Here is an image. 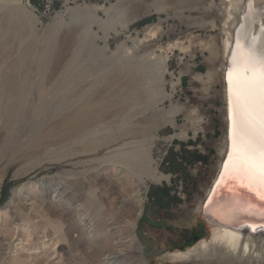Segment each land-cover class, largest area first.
<instances>
[{"label":"rangeland","instance_id":"obj_1","mask_svg":"<svg viewBox=\"0 0 264 264\" xmlns=\"http://www.w3.org/2000/svg\"><path fill=\"white\" fill-rule=\"evenodd\" d=\"M4 1L0 264H18L20 254L22 264H138L134 253L105 258L132 235L145 264H203L165 254L210 236L197 205L225 144L227 0ZM88 6L101 8L94 15L71 11ZM148 29L156 32L144 39ZM136 38L144 41L134 49ZM158 54L166 56L164 66L131 78L128 64L146 65ZM86 99L98 117L76 112ZM153 172L168 179L154 181ZM56 184L66 185L67 207L53 202ZM20 187L25 203L13 199ZM160 189L169 195L162 206L149 195Z\"/></svg>","mask_w":264,"mask_h":264},{"label":"bare ground","instance_id":"obj_2","mask_svg":"<svg viewBox=\"0 0 264 264\" xmlns=\"http://www.w3.org/2000/svg\"><path fill=\"white\" fill-rule=\"evenodd\" d=\"M4 2H6V0ZM113 4L105 8L104 11H109L110 9H112L114 6ZM100 8H101L100 6H88L84 9H77V10L71 9V11L74 13H86L88 11L94 15L96 11ZM263 9H264V5L262 6L256 5V0H227L226 17L224 20L226 37L223 42L224 63L222 70V77L224 82L223 83L224 95L226 102L225 144L222 150V156L219 162L217 174L214 176V179L210 184L203 200L201 201V203L197 205V210L200 212V214H202L203 202L207 194L209 193L212 184L215 181L216 182L212 189L211 197L217 190V187L220 184L225 183L227 185V188L223 192L226 194L236 192L238 190V187H240L246 190L244 192L249 193V195L251 194L254 197L253 202H255V204L251 203L253 204L252 206L250 205L249 202L247 204L248 208H250L251 206L252 208L254 207L261 209L262 205H264L261 203L262 201L259 199L257 192L250 191L249 188L244 184H242L238 178H236L235 176L233 177L222 176V174L225 172V162L227 161L229 163H232V161H229V152L233 153L234 160L237 158L236 149L233 147L234 124L237 129H239L241 125L246 124L253 130H255L258 134L264 136V19H262V15H261ZM154 32L156 31L152 29H148L147 32L148 34L143 35L144 39L147 37V35L153 36V34H155ZM143 41L144 40L142 38L134 39V43L132 47H134V49L137 48ZM178 45L180 46L181 49L184 48L179 43ZM149 57L151 58V56ZM165 57L158 54L156 55L155 61H152L150 60V58H147L148 62L146 63V65L144 63H140V65L138 63H135V65L134 63L130 65L128 64L129 69H131L132 71L131 78L134 79L135 77H137V73L141 69H144V67H150L155 64L159 68L160 65L164 66ZM213 73L214 72H208L206 77L208 79H211ZM197 78L200 79L201 77H197ZM21 92H22L21 90H16V95L19 96ZM94 106L95 105L91 104L90 100L86 99L84 103L77 109L76 112L80 113V115L85 116L86 120L94 119L98 117V115L100 114L99 112L96 113L92 112V108ZM177 110H179V108L171 111L172 117L174 116V113ZM181 134H184V132H181ZM237 135L238 137L241 136L239 132L237 133ZM150 177L154 181L168 179L166 175L156 174L154 172L150 175ZM21 191H22V187L18 188L15 192H13L12 193L13 199L14 200L21 199V201L25 203L26 197ZM53 192L55 193L53 202L56 204V206L59 208L67 207L65 206V204L67 203L66 194L68 192L66 189V185L56 184V186L53 189ZM141 211H142V206L139 204L135 218L131 222H129L132 229H135L136 220L139 218ZM111 223L112 225L110 226V229H116L114 223L113 222ZM17 225L18 224L16 223L13 228L14 230L17 228ZM10 232H13V230ZM8 235L9 234H7V236ZM45 236L47 235L44 236L42 235L43 239L45 238ZM23 238H25L26 240V237ZM129 241L130 242L124 244L123 247L108 252L105 255L107 261H111V262L120 261L125 256L129 254L132 255L134 253L137 256L138 264H145L146 261L142 257V252H143L142 246L137 241L136 236L132 235ZM3 250L4 248H2V251ZM20 255L18 256L17 259L19 260V262L17 261L18 264H22L21 261L23 258L20 261L19 259V257H21ZM165 258L171 261L194 262V263H203V264L206 263L235 264V260L243 261L244 259L246 260V262L250 264H255L254 259H256L255 260L257 261L256 264H264V225L261 228H256L254 224L250 225V223H248L247 226H239V227H231L225 224H213L211 225L209 238L201 239L198 242H196L194 245L189 246L184 250L168 251L165 254ZM23 261L26 262L27 260L26 261L23 260Z\"/></svg>","mask_w":264,"mask_h":264},{"label":"snow or ice","instance_id":"obj_3","mask_svg":"<svg viewBox=\"0 0 264 264\" xmlns=\"http://www.w3.org/2000/svg\"><path fill=\"white\" fill-rule=\"evenodd\" d=\"M241 136L238 137L237 133ZM233 147L236 149V159L229 152V161L225 162L223 177L238 178L250 191H256L259 199L264 201V136L255 130L241 125L239 129L234 124ZM261 210L264 211V205Z\"/></svg>","mask_w":264,"mask_h":264},{"label":"water","instance_id":"obj_4","mask_svg":"<svg viewBox=\"0 0 264 264\" xmlns=\"http://www.w3.org/2000/svg\"><path fill=\"white\" fill-rule=\"evenodd\" d=\"M215 182L212 184L202 206L201 215L205 223L209 226L225 224L231 227L247 226L250 223V225L254 224L256 228L263 227L264 211L260 208L247 207L249 202L252 206L255 204L253 202L254 197L251 194L244 192L246 190L240 187H238L237 193L226 194L223 191L227 188V185L223 183L217 187V192L215 191L211 197ZM261 203L264 204L263 201Z\"/></svg>","mask_w":264,"mask_h":264},{"label":"trees","instance_id":"obj_5","mask_svg":"<svg viewBox=\"0 0 264 264\" xmlns=\"http://www.w3.org/2000/svg\"><path fill=\"white\" fill-rule=\"evenodd\" d=\"M31 2L39 5L37 0H31ZM203 160H204V157H203ZM149 195H150V198H152L153 200H156V202H159L160 206H162L161 201L165 197L164 195L169 197L167 189H160V190H157L156 192H150Z\"/></svg>","mask_w":264,"mask_h":264}]
</instances>
